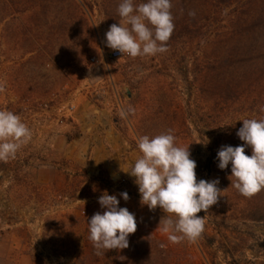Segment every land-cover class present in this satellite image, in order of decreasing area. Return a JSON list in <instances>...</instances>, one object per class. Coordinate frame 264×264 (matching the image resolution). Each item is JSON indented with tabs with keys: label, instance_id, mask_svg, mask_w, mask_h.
I'll return each instance as SVG.
<instances>
[{
	"label": "rangeland",
	"instance_id": "1",
	"mask_svg": "<svg viewBox=\"0 0 264 264\" xmlns=\"http://www.w3.org/2000/svg\"><path fill=\"white\" fill-rule=\"evenodd\" d=\"M120 2L0 0V110L32 132L14 159L0 161V264H264V222L250 221L264 211V192L242 196L231 164L221 170L217 158L222 146L244 145L236 134L243 119L264 118V57L255 47L246 61L240 40H230L264 0H192V29L170 38L166 52L111 60L106 32L119 25ZM84 110L101 123L82 121ZM110 121L120 140L103 143ZM168 129L189 146L197 181L218 179L224 190L197 214L205 226L196 243L169 242L157 229L165 214L141 205L125 172L141 155L137 137ZM117 158L123 175L107 166ZM105 192L135 215L137 231L128 248L98 256L88 221L105 211Z\"/></svg>",
	"mask_w": 264,
	"mask_h": 264
},
{
	"label": "clouds",
	"instance_id": "2",
	"mask_svg": "<svg viewBox=\"0 0 264 264\" xmlns=\"http://www.w3.org/2000/svg\"><path fill=\"white\" fill-rule=\"evenodd\" d=\"M171 8V0H147L140 4L121 0V19L119 25L112 24L106 32V46L133 59L166 52L174 30ZM125 115L121 112L122 118ZM242 121L236 134L244 145L222 146L217 153L218 167L224 170L231 164V186L251 198L264 190V118ZM31 136V129L18 114L0 110V161L14 159ZM137 146L141 155L125 172L138 185L141 205L162 210L165 215L157 229L167 235L169 242L196 243L205 226L204 216L197 214L207 213L224 191L217 186L218 179L197 181V164L190 158L189 146H178L172 129L151 137L138 136ZM245 147L251 148V156L245 154ZM121 195L125 201L129 199L127 192ZM98 202L105 211L95 213L88 221L89 240L96 254L128 248L129 235L137 231L135 215L126 207H119L117 197L107 192Z\"/></svg>",
	"mask_w": 264,
	"mask_h": 264
},
{
	"label": "trees",
	"instance_id": "3",
	"mask_svg": "<svg viewBox=\"0 0 264 264\" xmlns=\"http://www.w3.org/2000/svg\"><path fill=\"white\" fill-rule=\"evenodd\" d=\"M111 3V0H105V2ZM192 0H171L172 8L171 14L173 16L174 30L170 38L179 36L192 29L193 17L190 15ZM214 1L221 0H209V6ZM136 4L145 3L147 0H134ZM249 7L241 18H239L238 32L233 33L230 36V40H240V46L243 51L245 60L247 61L251 53L255 52V47L258 49L260 55L264 57V2L262 5H255ZM183 11V13H181ZM18 172L11 171V180L13 182L19 179ZM264 192V190H262ZM264 198V197H263ZM256 213L251 216L250 221L255 223L264 222V211L262 209H256ZM137 249V247L135 248Z\"/></svg>",
	"mask_w": 264,
	"mask_h": 264
},
{
	"label": "crops",
	"instance_id": "4",
	"mask_svg": "<svg viewBox=\"0 0 264 264\" xmlns=\"http://www.w3.org/2000/svg\"><path fill=\"white\" fill-rule=\"evenodd\" d=\"M80 116H81L80 118H82V119H83V117L85 118V120H82V121H85L86 123H90V122L91 123H96V124L97 123L98 124L101 123L94 115L91 114V111L84 110ZM110 122H111L110 123L111 124V128H110L111 130L110 131H111L112 135H109L108 131H106V130H104L103 132H101L99 134L97 133L98 135L101 136L102 142L104 140H105V142L108 141V139L110 137L113 138V139H115V137H116L117 140H120L118 134H116V132L114 130L113 122L112 121H110ZM98 131H99V129H98ZM106 162H107V166L111 167L114 173H116L117 175L118 174L123 175V171L120 170L121 167H125V164H123V159L122 158H117V159H114V160L111 159V160H108ZM118 163H120L122 166L118 165ZM212 230H215L214 232H216L217 236H219V237L221 236L222 238H224L225 241L228 242V238L226 236L223 237V233L224 232H223V230L221 228H219L218 225L216 227H214ZM238 234L240 235L241 232H239ZM261 238H263V237H261ZM224 253L227 254L226 252H224Z\"/></svg>",
	"mask_w": 264,
	"mask_h": 264
},
{
	"label": "built area",
	"instance_id": "5",
	"mask_svg": "<svg viewBox=\"0 0 264 264\" xmlns=\"http://www.w3.org/2000/svg\"><path fill=\"white\" fill-rule=\"evenodd\" d=\"M124 56H125V55L122 56L121 53H119V52L116 51V50H112V49H111L110 54H109V58H110L111 60H118V59L123 58ZM90 63H91V64H96V63H97V59H96V58H92V59L90 60Z\"/></svg>",
	"mask_w": 264,
	"mask_h": 264
},
{
	"label": "water",
	"instance_id": "6",
	"mask_svg": "<svg viewBox=\"0 0 264 264\" xmlns=\"http://www.w3.org/2000/svg\"><path fill=\"white\" fill-rule=\"evenodd\" d=\"M128 96H129V97L131 96V93H130V92H128ZM94 113L97 115V114H101L102 111L99 110V109H96V110H94ZM102 114H103V113H102Z\"/></svg>",
	"mask_w": 264,
	"mask_h": 264
}]
</instances>
